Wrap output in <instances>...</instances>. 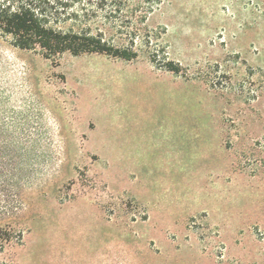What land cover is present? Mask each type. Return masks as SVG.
<instances>
[{
    "label": "rangeland",
    "instance_id": "1",
    "mask_svg": "<svg viewBox=\"0 0 264 264\" xmlns=\"http://www.w3.org/2000/svg\"><path fill=\"white\" fill-rule=\"evenodd\" d=\"M148 50L0 39V264H264V0H164Z\"/></svg>",
    "mask_w": 264,
    "mask_h": 264
},
{
    "label": "trees",
    "instance_id": "2",
    "mask_svg": "<svg viewBox=\"0 0 264 264\" xmlns=\"http://www.w3.org/2000/svg\"><path fill=\"white\" fill-rule=\"evenodd\" d=\"M164 0H0V39L15 49L38 52L53 60L64 53L103 55L132 61L138 45L159 69L157 48L164 69L180 73V66L167 61L162 36L165 28L148 30L150 15ZM264 93V79L261 81ZM13 131L0 128V180L11 175L20 155ZM2 228L0 227V234ZM11 241L0 237V249Z\"/></svg>",
    "mask_w": 264,
    "mask_h": 264
}]
</instances>
